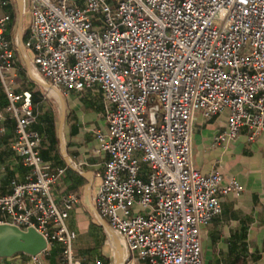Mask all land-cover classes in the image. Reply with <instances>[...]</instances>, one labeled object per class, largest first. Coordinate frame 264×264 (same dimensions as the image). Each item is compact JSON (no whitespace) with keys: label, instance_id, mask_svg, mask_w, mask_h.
Segmentation results:
<instances>
[{"label":"built area","instance_id":"2783aa9c","mask_svg":"<svg viewBox=\"0 0 264 264\" xmlns=\"http://www.w3.org/2000/svg\"><path fill=\"white\" fill-rule=\"evenodd\" d=\"M23 1L35 70L60 91L102 94L108 128L96 136L108 158L95 203L126 264H204L200 228L222 212V195L242 186L193 166L194 115L228 110L217 143L245 128L264 140V0ZM8 20L0 18V85L16 121L12 147L30 171L0 194V223L46 238L27 264H84L68 224L79 197H55L66 168L44 160L32 93L15 92L8 80L16 63Z\"/></svg>","mask_w":264,"mask_h":264},{"label":"crops","instance_id":"0c3cea01","mask_svg":"<svg viewBox=\"0 0 264 264\" xmlns=\"http://www.w3.org/2000/svg\"><path fill=\"white\" fill-rule=\"evenodd\" d=\"M6 16L7 36L16 51V63L8 72V80L15 92L32 93L37 112L32 128L43 136L44 160L52 167L66 168L54 195L57 200L69 192H76L79 197L68 219L69 226L77 232V256L84 264H95L101 258L108 260L99 249L104 243L103 233L113 238V247L124 245L97 217L95 195L108 158L96 136V132L108 128L102 94L99 90L63 92L46 82L34 68L33 50L25 46L30 36L31 14L22 8L20 0H0V18ZM47 93L54 97V102ZM7 104V94L0 85V194L9 193L11 181L24 180L30 171L12 147L16 121L7 111ZM228 117V110L212 119H206L201 112L194 115L193 166L203 173L219 170L222 184L235 178L242 186L239 193L222 195V212L201 226L203 263L264 264V140L251 139L245 128L236 140L217 143L215 137L227 130ZM58 252L49 256V263L56 260ZM123 253L126 259V250H117L116 255L121 257ZM28 259L16 254L4 263L27 264Z\"/></svg>","mask_w":264,"mask_h":264},{"label":"water","instance_id":"95a60500","mask_svg":"<svg viewBox=\"0 0 264 264\" xmlns=\"http://www.w3.org/2000/svg\"><path fill=\"white\" fill-rule=\"evenodd\" d=\"M20 1L22 3V8L24 9V1ZM97 217L102 224H105L101 220L99 214H97ZM47 244L48 242L44 235L41 234L35 227L22 229L14 224L0 223L1 257H12L18 253L36 255L45 249ZM115 264H118V260ZM122 264H126V259L122 258Z\"/></svg>","mask_w":264,"mask_h":264},{"label":"rangeland","instance_id":"374dc122","mask_svg":"<svg viewBox=\"0 0 264 264\" xmlns=\"http://www.w3.org/2000/svg\"><path fill=\"white\" fill-rule=\"evenodd\" d=\"M48 96L51 97L52 102L55 101L54 97H52L50 94L47 93ZM58 105V104H57ZM105 231V230H104ZM103 239H104V243L102 244L101 247H99L100 252H105L106 254H103L104 256H106V258H108V260L111 261V264H115L116 261L118 260V264H122V258L124 259V253L121 257H118L116 255L117 250L120 251L121 249L123 250V252L125 251L123 248L124 247H119V246H112L113 245V238H111V236L109 234H107V232L103 233ZM105 246V247H104ZM120 249V250H119ZM100 252H97V254H100ZM102 254V253H101Z\"/></svg>","mask_w":264,"mask_h":264},{"label":"trees","instance_id":"16d2710c","mask_svg":"<svg viewBox=\"0 0 264 264\" xmlns=\"http://www.w3.org/2000/svg\"><path fill=\"white\" fill-rule=\"evenodd\" d=\"M57 252H58L57 246L56 247H53V249H52L53 256H55ZM18 254H22V255H26L27 256V254H25V253H18Z\"/></svg>","mask_w":264,"mask_h":264}]
</instances>
